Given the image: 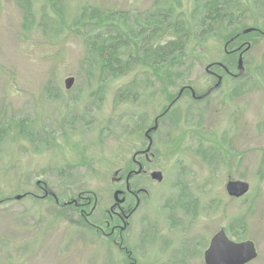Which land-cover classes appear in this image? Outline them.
<instances>
[{"label":"rangeland","instance_id":"374dc122","mask_svg":"<svg viewBox=\"0 0 264 264\" xmlns=\"http://www.w3.org/2000/svg\"><path fill=\"white\" fill-rule=\"evenodd\" d=\"M212 1L0 0V264H128L107 239L77 226L71 211L41 199L42 189L59 203L97 194L104 218L119 186L112 179L131 167L147 144L144 131L178 90L203 91L214 63L237 73V56L223 51L232 37L249 46L242 76H224L202 102L184 92L159 120L146 169L162 181L145 179L148 193L124 236L138 264H204L202 251L222 227L231 241L254 244L247 264H264V0H232L244 8L235 25L127 74L106 71L88 39L103 25L135 37L162 14L198 31ZM227 180L247 183V193L228 196ZM25 192L32 195L14 199Z\"/></svg>","mask_w":264,"mask_h":264},{"label":"flooded vegetation","instance_id":"af4514ba","mask_svg":"<svg viewBox=\"0 0 264 264\" xmlns=\"http://www.w3.org/2000/svg\"><path fill=\"white\" fill-rule=\"evenodd\" d=\"M236 40H237L236 37L230 38L229 40L230 42L224 44L223 51L225 56L231 58V56L236 55L238 60L239 55L243 51V49L241 44L235 43ZM232 44H234V48L228 50L227 47L229 45L231 46ZM215 68H217V70ZM218 70H220L221 73L220 72L218 73ZM224 76H228L233 79L238 78L237 73H233L223 63L222 64L216 63L215 65L205 68V81L203 85L204 86L203 91H197V89H195V87L192 86H187V85L182 86L180 88L182 89L180 95L177 97L180 91L179 89L177 95L172 99L170 104L174 103L176 99L179 100L184 92H188L190 98L196 102H202L210 98L213 92H216L222 87V80ZM175 104L176 102L174 103V105ZM171 108L170 106H168L163 112H161L159 115L154 117L152 121V125L144 131L143 137L147 142L146 146L148 145L149 140L151 141L150 150L147 153H144V150L146 149L145 146L144 148L135 151L130 158L131 167L125 173L123 172L121 174L119 172L116 173L117 176L114 179H112V182H114L116 185L119 186H117V189L113 190L112 192L111 204L107 208H104L102 211L103 214L99 216L102 217L103 215L104 218H98V213H99L98 195L89 192L87 190L83 192L82 191L78 192L77 194H75L76 195L75 197L68 196L61 203H59L57 198L45 188L42 189L43 196H40L41 199L52 198V200H54V203L60 209L67 210V212L71 211L74 214L75 219H79L77 226L82 228L84 227L85 224L87 228L98 233L101 238L105 240L107 239L110 244V246L109 245L108 246L110 247L111 250L117 249L118 252H123L125 258L127 254L128 264H138V263L136 258L132 256L133 250L131 247H128L129 244L127 243V239L124 236V234L130 228L131 216L140 205L142 200L141 198L145 197L148 193L146 188H143L145 179L149 178L151 181L157 183H160L162 181V179L161 181H155L151 179L150 173L153 172L154 170L148 171L146 169V165L151 161V158L153 157V154L151 152V148L153 144L152 137L153 134L156 133V131L158 130L159 120L163 116H165ZM155 123H156V129L148 132L146 135L145 132L149 128H151ZM139 169H141V171L139 173H136V171H138ZM229 181H238V180H227L226 183H228ZM64 217H67V221L73 222L72 220L69 219L67 213L64 215ZM172 225L175 224L172 223ZM156 237H158V239L160 238L161 240H164L162 235L159 236L157 235ZM151 242L152 241L150 240V237L148 240L141 239V243H142V245H140L141 255L145 253V251L148 249L146 248L147 245H150ZM163 242H164V247L162 249L168 251L170 249L169 246L170 243L166 240H164ZM220 244H222V227L217 229L209 237L207 246L202 251V259L204 264H207L204 259L206 251L210 249L212 250V252L216 253L218 251V248L220 247Z\"/></svg>","mask_w":264,"mask_h":264},{"label":"trees","instance_id":"16d2710c","mask_svg":"<svg viewBox=\"0 0 264 264\" xmlns=\"http://www.w3.org/2000/svg\"><path fill=\"white\" fill-rule=\"evenodd\" d=\"M243 9L232 0H213L200 20L198 31L181 18L169 19L167 14H162L157 25L141 28L135 37L103 25L88 35L93 40L90 48L106 71L127 74L140 66L165 64L182 54L192 41L235 25L244 15Z\"/></svg>","mask_w":264,"mask_h":264},{"label":"water","instance_id":"95a60500","mask_svg":"<svg viewBox=\"0 0 264 264\" xmlns=\"http://www.w3.org/2000/svg\"><path fill=\"white\" fill-rule=\"evenodd\" d=\"M249 32H251V29H245L242 31L241 34L244 35ZM248 48L249 46H247L244 51H246ZM237 69H238L237 75H241L243 72L242 53L239 55L237 61ZM72 83H73L72 78H66L64 81L65 88L66 89L70 88ZM181 91L182 89H180L177 97L180 95ZM155 129H156V123L151 128H149L145 132V134L147 135L148 132L153 131ZM150 147H151V141L149 140L148 145L144 150V153H147L150 150ZM140 171L141 169L136 171V173H139ZM150 177L155 181H161L162 174L160 171H153L150 173ZM247 190H248V184L242 181H229L225 185V191L227 195L230 197L238 198L242 196L244 193H246ZM20 198L21 195H16L14 197V199L16 200ZM255 256H256V252L252 242L246 241L242 243H233L227 239V237L225 236L222 230V244H220L218 251L214 253L212 252V250L209 249L208 251H206L204 259L207 264H245Z\"/></svg>","mask_w":264,"mask_h":264}]
</instances>
